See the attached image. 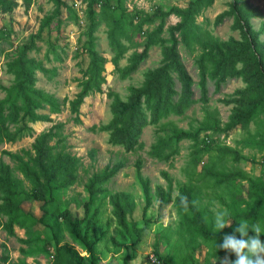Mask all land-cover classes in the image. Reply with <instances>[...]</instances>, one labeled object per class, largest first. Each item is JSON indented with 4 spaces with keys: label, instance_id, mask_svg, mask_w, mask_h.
Returning <instances> with one entry per match:
<instances>
[{
    "label": "rangeland",
    "instance_id": "1",
    "mask_svg": "<svg viewBox=\"0 0 264 264\" xmlns=\"http://www.w3.org/2000/svg\"><path fill=\"white\" fill-rule=\"evenodd\" d=\"M16 1L18 6L11 12L0 13V27L8 31L7 37L0 41V99L5 95L2 88L9 86L13 80V76L7 72L6 62L17 47L22 46L29 40L31 34L37 32L41 19L50 14L52 9V4L47 0H32L31 6L25 11L21 0ZM63 1L66 6L61 9V22L56 18L52 19L49 27L35 39V47L28 54L49 70L45 73L38 70L35 72V86L55 96L60 102H64V99H72L79 90L81 68H85L88 63V56L84 52L81 53V46L87 40L90 23L87 0ZM188 1L125 0L124 7L131 14L140 11L150 17L153 21L143 26L144 29H150L161 22V17L154 15L157 7L164 10L172 6L185 7ZM230 1L214 0L212 5L202 10L196 17V23L200 25L202 31H208L220 40L229 37L239 38V32L231 27L232 18H225L221 24L214 25V18L228 9ZM249 3L262 12L261 17L251 19L252 26L259 29L264 23V0H249ZM67 6L72 9L74 15L70 14ZM94 9L96 11V25L92 32L94 48L105 60L103 71L105 82L101 84V91L91 92L84 98L79 108V122L74 121L67 102L58 114H49L47 109L40 110L48 113L51 121L32 123L31 136L21 137L15 142L0 141V159L14 166L10 158L1 151L17 152L21 149H29L36 135L46 131L53 124L61 123L59 136L64 137L65 150L79 158V167L74 184L54 190V206L60 211L69 209L73 218H82L85 212L81 204L89 203L88 218L95 212L96 221L88 225L84 222L82 227L85 230L87 227L88 237L96 242L95 253L101 264H162L157 254H173L175 244H178V251L175 254L177 262L173 260L171 264L185 262L203 264L207 258L213 261L212 264H222L225 257L234 261L235 254L223 249L220 259L216 260L212 254L217 248L211 242L206 243L200 238L197 239L194 250L186 248V235L181 225L182 217L173 203L160 205L155 187L156 185L167 187L163 172L172 178V196L177 194L178 184L192 185L195 205L202 210L213 226L215 211L227 210L228 216L241 212L245 208L242 198L248 197L249 179L256 177L264 179L262 145L264 113L258 114L246 127L236 126L227 135L213 130L209 119L216 117L219 126L222 127L228 121L232 106V104H224L220 99L231 96L235 89L244 86V82L241 79H230L217 91L214 83L208 80L206 103L197 100L182 115L171 114L160 119L156 124L146 125L139 137L140 147L126 151L122 145L109 143L108 132L99 130V127L107 124L111 119L110 93H117L121 98H125L127 87L139 85L143 80L144 71L160 63L161 51L159 46H152L148 57L140 64L137 71L124 79L120 78L112 63L115 51L108 38L109 20L104 19L99 13L97 4ZM178 20L175 15H169L165 19L164 28L175 24ZM163 35L166 36V33ZM261 39L264 40V33L261 34ZM121 42L126 50L118 61L119 67L127 63L128 56L134 50L140 51L143 48L144 39L135 35L133 42L126 39H122ZM178 50L193 79L194 98L198 99L200 96L196 65L198 46L194 43L192 48H187L179 44ZM176 87L179 89V83H176ZM92 127L95 128L94 131L91 130ZM179 130L197 133L196 139L175 141L174 134ZM205 138L210 139V150L200 151L203 146L202 140ZM153 145L162 146L163 154L171 152L169 158L150 155L149 151ZM233 150L240 155L238 161L232 158ZM138 159L141 163L140 175L149 180L151 201L148 207L135 167ZM117 161H121L123 167L112 178L101 184L102 192L89 196L86 190L89 177ZM207 170L235 173L236 178L219 184L207 174ZM16 175L22 178L18 171ZM116 191H128L134 197L135 208L127 218L129 222H134L138 227L143 228V231L140 242L133 247L126 233L116 229L112 220V207L107 196ZM41 204L40 201L24 202L22 208L35 217H40ZM227 217L225 219L231 222L232 220ZM242 217L240 216V219L244 221ZM14 232L15 235L11 236L0 228V264H19L21 259L26 264H52L54 246L52 233L47 227L42 224H35L30 228L16 225ZM59 237L61 243L72 245L80 255H86L64 227H61ZM113 237L117 240V244L113 242ZM223 238H217L216 245L222 244ZM188 253L192 259L188 257ZM130 255L133 257L131 258ZM5 256L8 257L6 260L3 259Z\"/></svg>",
    "mask_w": 264,
    "mask_h": 264
},
{
    "label": "trees",
    "instance_id": "2",
    "mask_svg": "<svg viewBox=\"0 0 264 264\" xmlns=\"http://www.w3.org/2000/svg\"><path fill=\"white\" fill-rule=\"evenodd\" d=\"M47 1L52 4L50 14L41 19L37 32L31 34L29 40L22 46L17 47L6 62L7 72L13 76V80L9 86L2 88L5 95L0 99V141L15 142L21 137L31 136L33 131L31 124L37 121H51L48 113H60L65 102L68 103L69 112L73 115L74 121H80L79 108L84 98L91 92L101 91V84L105 82L103 75L105 60L94 48L92 37L96 25L94 9L96 4L99 6V13L104 19L109 20L108 38L115 51L112 63L120 78L124 79L135 73L148 57L152 46H159L161 51L160 63L144 71L143 80L139 85H129L125 98H121L117 93H110L111 119L107 124L99 127V130L108 132L109 143L122 145L126 151L140 147L139 137L146 125L156 124L160 119L171 114L182 115L197 100L206 103L208 80L214 83L217 91L230 79H241L244 82V86L235 89L231 96L220 99L224 104H232V106L228 121L222 127L219 126L216 117L209 119L213 130L227 135L236 126L246 127L258 114L264 113V40L261 39L264 23L259 29L252 26L251 19L261 17L262 12L253 7L249 0H231L228 9L214 18V25L221 24L225 18H232L231 27L239 32V38L229 37L226 40H220L208 31H202L200 25L196 23V17L202 10L212 5L214 0H189L185 7L172 6L166 10L157 7L154 15L161 17V22L150 29H144L143 26L150 24L153 20L140 11L134 14L127 12L124 7L125 0H87L90 23L87 40L81 46V53H86L88 63L85 68H81L79 90L72 99H64V102H60L55 96L35 86V72L38 70L45 73L49 70L40 61L28 55L35 47V39L49 27L51 20L54 18L58 22L62 20L61 9L66 6L64 1ZM21 3L27 11L32 0H21ZM16 6H18L16 0H0V13H9ZM67 9L71 15H74L69 6ZM171 14L179 20L164 28L165 19ZM7 33L5 28L0 27V41L7 37ZM163 33H166V36ZM135 35L144 39L143 48L140 51L134 50L128 56L127 63L119 67L118 61L126 50L121 41L126 39L133 42ZM194 43L199 49L196 58L200 89L198 99L194 98V82L178 50L179 44L192 48ZM176 83H179V89ZM43 109H47L48 113L40 111ZM61 126V123L53 124L46 131L36 135L29 149H21L17 152L1 151L10 158L14 166L0 159V228L13 236L16 225L21 228H30L35 224H42L52 233L54 246L52 264H101L95 253L96 242L88 237L87 227L86 230L82 227L84 222L88 225L96 221L95 212L88 218L89 203L81 204L85 212L82 218H73L69 209L60 211L54 206V190L74 184L79 167V158L64 148V137L59 136L58 132ZM91 130L94 131L95 128L92 127ZM196 136L197 133L179 130L174 134V140L190 138L195 140ZM55 137H57L56 140L51 143ZM209 142L210 139H203L200 151H209ZM262 145L264 147V141ZM161 148L162 146L153 145L149 154L168 159L171 152L163 154ZM232 155L234 161L239 160L240 155L237 151L233 150ZM122 167L123 163L117 161L107 165L100 172L93 173L86 183L89 196L102 192L101 184L112 178ZM135 167L145 196L146 207H148L151 201L149 180L140 175L139 159L135 162ZM16 171L22 175V178L16 175ZM207 174L219 184L236 178L235 173L216 170H207ZM162 175L167 181V187L156 185L155 193L159 197L160 205L173 203L182 217L181 225L186 235V248L194 250L198 238L206 243L211 242L215 246L217 238L232 234L234 229L239 227L240 216H243V220L249 225L259 224L264 229L263 178L249 179L248 197L242 198L245 208L234 215L230 214L227 218L232 220L231 226L218 232L206 219L202 210L195 205L193 186L178 184L177 194L172 196V178L166 172ZM182 196L187 197L188 200L187 212L180 204ZM107 197L112 207L111 216L116 229L124 231L130 239V245L135 246L141 240L143 228L138 227L134 222H129L127 218L135 208L132 193L116 191L109 193ZM31 201L42 202L40 217H35L22 208L24 202ZM61 227L69 232L86 255H80L74 246L60 242ZM235 235L240 238L239 233ZM253 235L255 233L250 228L249 236ZM260 239L264 241V233H261ZM112 240L117 244L114 237ZM221 249L217 247L216 252L212 254L216 260L221 257ZM177 251L178 244H175L173 254H157V257L162 264H171L173 260L177 262L175 259ZM188 257L192 259L189 253ZM7 258V256L3 257L4 260ZM212 263L213 261L207 258L203 264ZM19 264L26 263L21 259Z\"/></svg>",
    "mask_w": 264,
    "mask_h": 264
},
{
    "label": "clouds",
    "instance_id": "3",
    "mask_svg": "<svg viewBox=\"0 0 264 264\" xmlns=\"http://www.w3.org/2000/svg\"><path fill=\"white\" fill-rule=\"evenodd\" d=\"M180 204L183 210L187 212V197L182 196ZM227 216V210L214 212V227L218 232L231 226V222L225 219ZM250 228L255 235L249 236ZM235 233H239L240 238H237ZM261 233H264V229L259 224L249 225L247 221L239 222V227L235 228L232 234L224 236L222 244L215 245L216 248H222L227 252L234 253L236 256L234 261L225 257L222 264H264V241L260 239Z\"/></svg>",
    "mask_w": 264,
    "mask_h": 264
}]
</instances>
